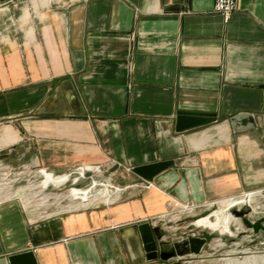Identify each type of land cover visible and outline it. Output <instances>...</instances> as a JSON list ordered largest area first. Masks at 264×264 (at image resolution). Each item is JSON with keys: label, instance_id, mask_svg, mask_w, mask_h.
Returning <instances> with one entry per match:
<instances>
[{"label": "crops", "instance_id": "1", "mask_svg": "<svg viewBox=\"0 0 264 264\" xmlns=\"http://www.w3.org/2000/svg\"><path fill=\"white\" fill-rule=\"evenodd\" d=\"M33 4L18 34H0V165L55 174L115 161L125 184L110 203L53 215L0 201V264L20 252L21 264H149L139 226L168 230L175 216H159L172 202L264 192V0H237L225 22L214 0ZM184 110L217 119L177 132ZM243 113L254 127L236 130ZM162 160L172 164L151 181L132 172Z\"/></svg>", "mask_w": 264, "mask_h": 264}, {"label": "rangeland", "instance_id": "2", "mask_svg": "<svg viewBox=\"0 0 264 264\" xmlns=\"http://www.w3.org/2000/svg\"><path fill=\"white\" fill-rule=\"evenodd\" d=\"M30 7H35L33 0H22L20 4L16 3L15 7H11L9 11L0 12V34H6L9 31L13 34H18L17 19L23 14L25 9L27 10V14L31 12ZM92 167H94L93 170H82L79 169L80 167H76L67 172L54 174L45 169L29 168L28 165H23L22 163L18 165L13 162H5V164L0 165V201L14 200L19 204H23L25 208H36L39 216L53 215L63 210L79 208V206L76 207L77 204L80 205L79 200L67 197L73 189L77 191L80 189L90 191L92 201L98 202L92 205L105 203L101 197L103 189L101 184L105 183L108 179L112 185L121 187L124 190L126 172H124L123 167L118 165ZM65 173H70L71 177L64 185H60L59 182L64 178ZM250 197L251 195H248L246 198ZM89 204L90 202L85 203V205ZM241 205H233L229 209V213L235 218V221H231L229 225L230 214L226 212L228 213L227 216L223 217L221 215V211H226L223 207L227 206L221 205L223 206L221 207L220 204L202 206V208L196 209L193 213L180 212L168 222V230L163 231L167 235H170V237H172L173 233L177 236H185V234L193 231L195 228L190 224L192 221H194L193 224H198L196 226L199 227L196 228L200 229L201 232L204 230L214 235V238L203 246L200 255L192 258L188 257V260L181 264H189V262L190 264H223V259L226 257L235 256L244 258L251 252L255 255H264V228L255 233L252 228L246 227L241 221L242 228L239 229L236 218L240 220L241 218L233 213V210H240L247 213L250 219L254 220L263 217L264 223V192H261L254 201L250 203L245 202V204ZM254 207H257V211L255 212L253 211ZM211 213H217V215L210 216ZM160 226L158 224L156 229L162 233L163 231ZM228 227H230V231ZM170 237L169 239L172 240ZM232 249H237L238 251L233 252ZM159 260L161 259H153V261Z\"/></svg>", "mask_w": 264, "mask_h": 264}, {"label": "water", "instance_id": "3", "mask_svg": "<svg viewBox=\"0 0 264 264\" xmlns=\"http://www.w3.org/2000/svg\"><path fill=\"white\" fill-rule=\"evenodd\" d=\"M0 2H6V0H0ZM216 119L217 116L215 113L211 114L204 112H191L185 110L177 111L174 127L177 132H184L187 129L199 127V125L212 123L216 121ZM230 122L236 130L254 127L252 116L246 113L231 116ZM171 164L172 160L156 161V163H148L135 166L132 168V172L136 173L138 176H140L146 181H151L155 176H157V174L163 172L165 169L171 166ZM233 213L238 215L241 218L242 223L246 227L252 228L255 233L264 228L263 217H260L257 220H251L250 218H248V216L246 217L247 213L243 211L233 210ZM142 229H145L147 232L143 233ZM139 230L142 231V242L145 246L146 259L153 260L159 257L160 259L166 261L175 256V251H161L158 255V244L156 243L154 238V232H158L156 227L152 229L148 222H144V224H141L139 226ZM160 236V234L156 236L157 239H159ZM213 238L214 235L211 232L203 230L201 236L189 237L186 241L182 240L180 242L175 243L174 245L183 243L189 244L190 251L194 254H199L206 242H209ZM27 254L28 252L14 253L13 255L9 256V263L21 264L20 260L28 256ZM32 262L33 264H36L34 261ZM174 264L178 263L176 262Z\"/></svg>", "mask_w": 264, "mask_h": 264}, {"label": "bare ground", "instance_id": "4", "mask_svg": "<svg viewBox=\"0 0 264 264\" xmlns=\"http://www.w3.org/2000/svg\"><path fill=\"white\" fill-rule=\"evenodd\" d=\"M79 169H82V170H84V169H92L93 170L94 167L84 166V167H80ZM87 173L89 174V172H87ZM69 174L65 173L64 178L59 182L60 185H64V183L69 180V178L71 177V175H69ZM101 185H102L101 187L103 188L102 189V192H101V197H102L103 202H105V203H110L111 201H113L116 197H118L121 194V192L123 190L121 187L112 185L109 179L105 183H103ZM69 194L70 195L67 196L69 199H77V200L80 201L79 202L80 205L77 204L76 207H78V206L79 207H85L86 206L85 203H89V202H90L89 205H92L94 203H98L96 201H92V198L90 196L91 192L90 191H86L85 189L84 190L83 189H80L78 191L73 189L72 192L69 193ZM243 200L244 199H241L239 197H237V198L231 197V199L224 200L222 204H228V206L227 207H223V206L220 205L221 207H223L224 209H226V211L225 210L224 211H221V213H222L221 215L223 217L224 216H227L228 213H229V209L231 208V206H233V205H239L240 206L241 204H244V203H242ZM248 200H250V198H248ZM182 211H184V209ZM187 211L190 212V210H187ZM253 211H254V209H253ZM213 212H215V211H213ZM216 212L218 213V211H216ZM226 212H228V213H226ZM217 213H215V214L214 213H211L210 216H216ZM229 214L230 215H229V220H228L229 223H228V225L231 223V221H235V218L232 216V214L231 213H229ZM177 215H178V213H175L174 214V216H177ZM236 219H237L236 220V223L238 224L237 227L239 229H241L242 228L241 227V221L242 220H240L238 218H236ZM195 225H198V224H195ZM228 228H229V231H230V227H228ZM233 234L235 235V233H233ZM237 244H239V242H237ZM218 245H220V244H218ZM232 250H233V252H237L238 251L237 249H232ZM247 250L249 252V249L248 248H247ZM189 264H190V262H189ZM223 264H264V255L263 254H261V255H255V254H253V252H251L250 254H248L244 258H239V257H235V256L226 257V258L223 259Z\"/></svg>", "mask_w": 264, "mask_h": 264}, {"label": "built area", "instance_id": "5", "mask_svg": "<svg viewBox=\"0 0 264 264\" xmlns=\"http://www.w3.org/2000/svg\"><path fill=\"white\" fill-rule=\"evenodd\" d=\"M236 7H237V0H214V4H213V9L215 10V12H217L221 15L224 22L228 21L230 19L231 15L237 9ZM113 165L121 166L120 164L116 163L115 161H113V163H111L108 166H113ZM146 186H149V184H147ZM244 195H242L240 197H243ZM235 198H237V197H235ZM170 205H171L170 210L167 213L160 215L159 218H166V217L169 218V217L173 216L175 213L188 212L187 210H190V212H188V213H193L194 211H196L195 206H192L191 204L189 205L188 203L183 205L179 202H172V204H170ZM183 209H184V211H182ZM193 222L194 221H192L190 224L193 225V227L195 229H193V231H191L190 233L185 234V236L182 235L181 241L184 239H187L188 236H193V237L201 236V234H202L201 230L200 229L198 230L196 228L199 226H196L195 224H193ZM196 230H198V231L196 232ZM164 241L169 244V240H164ZM190 258H192V257L190 256ZM149 264H166V261L163 259H161L159 261H153V260L151 261L150 260Z\"/></svg>", "mask_w": 264, "mask_h": 264}, {"label": "flooded vegetation", "instance_id": "6", "mask_svg": "<svg viewBox=\"0 0 264 264\" xmlns=\"http://www.w3.org/2000/svg\"><path fill=\"white\" fill-rule=\"evenodd\" d=\"M161 235V231L156 233L154 232V238H155V241L157 243V237L158 235ZM189 237H193V236H188ZM187 238V239H188ZM187 239H184V241H186ZM165 245H168L166 242H162V243H159L158 244V255L161 251H164V252H171V251H175V256L173 258H170L169 260H166V264H174V263H178V264H181L185 261L188 260V257H190V251L189 249L187 248V244L186 243H183V244H176V245H171V246H165ZM159 259V257H158Z\"/></svg>", "mask_w": 264, "mask_h": 264}]
</instances>
